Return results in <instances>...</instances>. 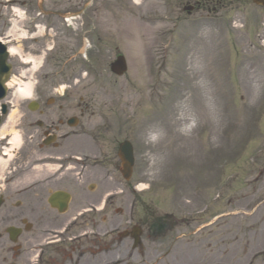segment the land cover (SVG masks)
<instances>
[{
	"label": "rangeland",
	"instance_id": "374dc122",
	"mask_svg": "<svg viewBox=\"0 0 264 264\" xmlns=\"http://www.w3.org/2000/svg\"><path fill=\"white\" fill-rule=\"evenodd\" d=\"M87 1L0 0L1 39L11 29L10 18L18 21L14 5L27 13L17 23L21 30L38 16L40 5L51 13L43 19L49 36L14 39L9 46L35 55L49 47L56 54L71 49L67 55L77 59L58 65L66 76H84L83 63L96 68L66 88L69 114L74 102H84L83 151L90 160L83 183L73 179L76 170L45 186L47 174L28 178L29 158H22L31 144L22 140L1 175V256L14 247L6 228L15 226L22 231L16 243L20 264H32L27 251L33 247L45 251L46 264H264V9L251 0H223L217 7L203 6V0L188 14L185 9L197 0H93L69 26L53 14L72 15ZM79 37L88 39V52H82L83 44L76 50ZM117 55L127 64L121 78L109 70ZM10 63L17 77L18 58L10 57ZM49 70L52 62L37 76L44 79ZM24 106L20 111L30 116ZM18 119L12 132L20 130ZM193 120L190 132L180 131ZM103 121L109 130L100 133ZM152 135L159 136L157 142H150ZM125 138L137 158L127 184L118 166L99 167L92 157L100 143V153L116 164L117 144ZM142 183L150 187L136 190ZM35 185L40 186L30 189ZM48 187L70 194L64 214L49 209ZM84 208L90 210L79 229L76 214ZM67 223L62 237L48 231ZM134 225L142 231L136 248L130 237L118 238ZM82 232L88 240L81 245ZM78 246L91 251L80 254Z\"/></svg>",
	"mask_w": 264,
	"mask_h": 264
},
{
	"label": "flooded vegetation",
	"instance_id": "af4514ba",
	"mask_svg": "<svg viewBox=\"0 0 264 264\" xmlns=\"http://www.w3.org/2000/svg\"><path fill=\"white\" fill-rule=\"evenodd\" d=\"M50 98L40 94L35 96L38 111L26 120L25 126L27 127L24 129L29 142L32 144L31 152L23 157H30L31 163L40 164L42 167H45L46 164L53 166L59 164L62 169L68 164L73 168L78 167L83 164V161L77 158L83 154V148L68 143L69 138H75L78 134L68 132L64 112L54 113L52 109L54 102H50ZM59 108L61 109L62 106ZM48 141L51 144H48ZM69 156L72 159H69ZM0 251L3 250L0 249ZM18 253L19 251L15 254V262L11 264H18L16 260L19 259ZM2 259L4 261L5 258ZM0 264L5 263L0 262Z\"/></svg>",
	"mask_w": 264,
	"mask_h": 264
},
{
	"label": "bare ground",
	"instance_id": "6f19581e",
	"mask_svg": "<svg viewBox=\"0 0 264 264\" xmlns=\"http://www.w3.org/2000/svg\"><path fill=\"white\" fill-rule=\"evenodd\" d=\"M7 2H12L13 0H5ZM17 25V23H16ZM18 29V27H17ZM17 29H13L12 30V34L10 35L12 38L15 39H24L25 37L22 35L21 33H18L19 31H17ZM9 33V32H8ZM7 33V35H8ZM41 33V32H40ZM13 46H8V53L10 56L14 57V56H20V59L23 60L24 63H30L31 68L29 71L27 72H23L22 73V77H26L28 78L27 81L21 86L19 85L17 82L13 83V79L10 80L8 82V84L6 85L7 88H12L14 89V93H16L13 96V105H15L14 111L11 112L10 116L8 117V122L6 124H4L3 126L0 127V140L5 139L6 136L11 135V140L8 142L10 145V148L7 150H4V154L5 156H7V160H3L0 158V181L2 180L1 175L3 177L4 174V170L6 169L7 165L9 162H11L17 151H19V146L21 144V139L20 136L17 132H12L11 130V125H13V122L15 119H17L19 117V110H18V105L20 104V102L22 101H27L30 98H26V97H22L18 92H16L17 88H21L24 91H32V88L34 86V82H32L31 80V76L36 73L41 66V62H42V58H32V57H24L20 54V49L18 47H15L17 49L16 53H10L9 52V48H11ZM53 170L51 167H37L30 175H34L37 174V176L40 175V172H48ZM262 237V236H261ZM108 258H111L110 256H108ZM115 258V257H114ZM239 262H237L238 264ZM89 264H94V263H89ZM100 264H103V262L101 261Z\"/></svg>",
	"mask_w": 264,
	"mask_h": 264
},
{
	"label": "clouds",
	"instance_id": "9594fccd",
	"mask_svg": "<svg viewBox=\"0 0 264 264\" xmlns=\"http://www.w3.org/2000/svg\"><path fill=\"white\" fill-rule=\"evenodd\" d=\"M12 13L14 14L15 17H19V18H21V19H26V18H27L26 10L21 9L19 6L14 5V6L12 7ZM10 20H11V22H12L13 29H17V25H16L15 20H14L13 18H10ZM234 26H237V27H243V25H239V24H234ZM36 27H37L38 29H40V31L42 32V31L44 30V27H45V26H43V25H39V24H38V25H36ZM13 29H9V33H8V35H11V34H12V30H13ZM17 31H21V30H20V29H17ZM22 35H23L24 37H27L28 33H27L26 31H23V32H22ZM33 35H35V33H34ZM85 44H86L87 47H91V45L88 44L87 41H85ZM16 51H17V49H16L15 47H11V48H9V52H10V53L15 54ZM85 75H87V74L85 73ZM15 82H16V80H15V78H14L13 83H15ZM67 87H68V85H66V84H62V85H59L56 89H54V91L61 92V94H62L63 90H64L65 88H67ZM16 92H18L22 97L32 98V97L34 96V86H33V90H32V91H27V92H26V91H24V90L21 89V88H17V89H16ZM15 94H16V93H14V95H15ZM195 126H196V122H195V120H193L190 124H188V125L182 127V128L180 129V131H181V132H190L191 129L194 128ZM158 139H159V136H157V135H152L151 138H150V142L155 143V142H157ZM148 187H150V184H147V183H142V184L138 185V188H142V189H143V188H148Z\"/></svg>",
	"mask_w": 264,
	"mask_h": 264
},
{
	"label": "water",
	"instance_id": "95a60500",
	"mask_svg": "<svg viewBox=\"0 0 264 264\" xmlns=\"http://www.w3.org/2000/svg\"><path fill=\"white\" fill-rule=\"evenodd\" d=\"M1 59L2 58H0V98H1V94H2V91L4 92V89H3V87H2V84H3V82L6 80V77H7V73H6V69L5 68H3V65L1 64ZM4 59H5V56H4ZM119 61H122L121 59H119ZM119 61H117L116 62V66H115V68H113V70L116 72V73H118V72H122V69H123V67H124V63L123 62H119ZM7 68H8V66H7ZM5 70V71H4ZM6 73V74H5Z\"/></svg>",
	"mask_w": 264,
	"mask_h": 264
}]
</instances>
